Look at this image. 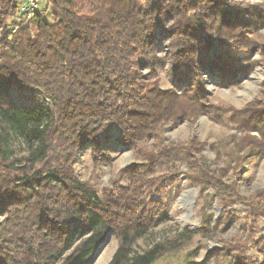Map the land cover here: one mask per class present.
Returning a JSON list of instances; mask_svg holds the SVG:
<instances>
[{
    "label": "trees",
    "instance_id": "1",
    "mask_svg": "<svg viewBox=\"0 0 264 264\" xmlns=\"http://www.w3.org/2000/svg\"><path fill=\"white\" fill-rule=\"evenodd\" d=\"M14 2L13 11L0 9V264H87L110 233L119 245L108 264H153L191 240L184 231L169 244L135 249L168 219L141 201L150 187L143 171L162 160L191 163L198 144L166 146L158 136L201 114L256 133L234 136L233 145L264 154V104L227 108L205 89L204 74L219 85L239 81L249 17L233 0H46L25 27L6 34ZM166 63L169 89L158 82ZM112 124L117 142L144 160L120 172L128 185L101 192L74 165L87 145L95 164L111 162ZM14 139L24 141L23 155L10 150ZM195 164L201 183L209 166Z\"/></svg>",
    "mask_w": 264,
    "mask_h": 264
},
{
    "label": "rangeland",
    "instance_id": "2",
    "mask_svg": "<svg viewBox=\"0 0 264 264\" xmlns=\"http://www.w3.org/2000/svg\"><path fill=\"white\" fill-rule=\"evenodd\" d=\"M12 2L17 8L8 19L10 29L6 34L17 32L31 19L20 11L24 0ZM12 2L0 0V9L7 5L4 11H13ZM233 2L237 5L234 8L241 9V15L250 19L249 24H242L245 36L241 43L250 42V48L237 63L241 69L240 79L232 86L219 85L209 74H204V79L212 103L240 109L253 102L264 104V0ZM45 17L49 22L53 21L49 11ZM31 29L34 32L35 26L31 25ZM3 31L0 20V40ZM167 43L164 40L160 47L162 56L166 53ZM229 43L233 49V42ZM239 51L243 52L242 49ZM169 67L166 63L159 71L158 82L164 89L172 88ZM143 72L147 73V70L143 69ZM171 124L159 134V140H163L166 146L194 141L192 143L198 145L190 153L194 156L192 162L196 161L194 166H199L205 160L209 175L198 182L193 177L198 170L192 169V162L186 160H162L152 169L147 167L143 171V181H147L150 187L141 193V201L154 204V211L161 207L163 211L157 215H167L168 219L140 238L135 249L143 251L158 242L169 244L184 231H190L193 233L191 240L181 242L180 247L167 251L153 264L264 263V154L251 155L247 149L246 152H237L233 145L234 136L257 134L244 132L235 125L215 122L206 114L184 120L176 126ZM109 134L112 136L110 163L95 164L91 147L87 145L79 152L74 165L79 178L89 181L101 192H114L120 186L128 185L130 181L120 172L128 165L144 160L139 150L127 149L117 142L121 135L118 126L112 124ZM155 141L151 138L145 144L151 147ZM24 148L23 140L14 139L10 150L23 155ZM216 183L220 186H215ZM118 245L119 239L110 233L87 264H108Z\"/></svg>",
    "mask_w": 264,
    "mask_h": 264
},
{
    "label": "built area",
    "instance_id": "3",
    "mask_svg": "<svg viewBox=\"0 0 264 264\" xmlns=\"http://www.w3.org/2000/svg\"><path fill=\"white\" fill-rule=\"evenodd\" d=\"M31 2V5L29 3ZM46 0H24L21 4L20 11L27 14L29 19L34 17L37 11L43 8Z\"/></svg>",
    "mask_w": 264,
    "mask_h": 264
},
{
    "label": "water",
    "instance_id": "4",
    "mask_svg": "<svg viewBox=\"0 0 264 264\" xmlns=\"http://www.w3.org/2000/svg\"><path fill=\"white\" fill-rule=\"evenodd\" d=\"M100 248H101V247H100V245H99L98 249L100 250Z\"/></svg>",
    "mask_w": 264,
    "mask_h": 264
}]
</instances>
